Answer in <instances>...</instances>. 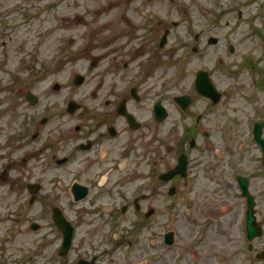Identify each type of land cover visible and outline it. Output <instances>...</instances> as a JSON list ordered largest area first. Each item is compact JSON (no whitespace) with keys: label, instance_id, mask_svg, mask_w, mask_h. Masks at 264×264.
<instances>
[{"label":"rangeland","instance_id":"rangeland-1","mask_svg":"<svg viewBox=\"0 0 264 264\" xmlns=\"http://www.w3.org/2000/svg\"><path fill=\"white\" fill-rule=\"evenodd\" d=\"M157 2L160 5L157 6ZM145 4L146 0H0V97L3 101L6 99L1 103L3 106L0 105V112L6 111L0 115V143L5 138L7 140L0 147V171L6 161L5 167L10 171L3 181L4 187L0 185V207L5 208L3 217H9L5 227L0 224L1 231L6 230L14 220L15 207L31 197L25 188L18 189L17 185H21L22 179L45 181L42 192L51 197V205L66 202L64 189L52 183L59 172L55 170V176V172H50L48 177L42 174L36 178L37 170L32 161H23V153L30 149H21L20 143L16 142L17 124L23 118H31L33 112L24 95L30 91L41 96L38 109L51 107L50 115L54 117L61 115L57 110L66 99L84 102L86 108L90 107L91 100L105 92L95 90L103 73L114 71L118 76L124 74L112 66L103 69L104 66L109 67L110 62L112 65L114 50L130 44L132 40L134 46L143 42L144 39L140 37L145 33L138 32L137 26L146 20ZM180 5L187 8V12L171 10L164 0H154L151 10L159 13L164 22L186 17L201 25L205 20H218L221 27L219 35L225 33L228 37L219 46L209 49L207 59L201 60L195 56L190 60L192 68L212 71L216 86L225 92L219 106L207 111V118L202 122V129L213 134L209 140L202 139L210 147L202 158L212 161L213 165L205 164L207 169L204 168L200 175H207V178L198 180L192 193L184 191L174 200L166 197L165 192L159 198L161 192L151 195L153 199L146 201V207L152 206L157 212L165 213L153 219V229L159 236L161 231H175V242L156 249L152 246L153 242L148 241L153 232L146 230V237L144 232L142 237L150 246L144 250L143 243L137 245L133 258L137 259L136 264L144 255L146 260L140 264H264V259L259 260L255 256L264 248V235L254 241V254L248 252L244 228L246 205L236 184L237 174L256 173L251 176L250 188L256 195L257 218L264 228L263 155L250 134L253 121H260L264 115V0H181ZM239 11H242V19L237 17ZM176 30L185 31L180 28ZM181 35L184 39L188 38L184 32ZM170 41L169 50H175L176 41ZM229 42L237 48L234 55L225 54ZM139 60L134 59L132 69L137 67ZM177 61V56L175 59L167 56L162 58L160 66L172 71L178 68ZM76 74L86 76L83 85L74 83ZM57 84L60 85L59 90L54 88ZM151 85L155 89L152 91L153 98L148 100L149 107L157 98L156 91L159 94L171 91L168 94V98H171L186 90V84H175L167 90H161L159 82L154 80H151ZM42 104L44 106L41 108ZM207 104V100L199 97L197 111L201 112ZM34 113L33 116L38 115L37 110ZM16 149L19 151L16 152ZM194 155L202 156L199 153ZM18 158H22V166ZM8 164L10 167H7ZM20 192L24 195L17 198ZM226 197L224 204L219 205L220 198ZM204 199L212 202L214 215H203L202 210L197 213ZM171 202H175L172 210L175 212L169 214V211L162 209ZM192 204L195 212L193 220L182 213L177 219L169 220L174 217L173 213L183 211ZM39 207L40 201L34 202L28 206L27 213L19 218L23 221L19 235H13L6 250L0 253V263L59 264L48 259L58 242L50 234L49 228L46 226L39 233L29 230L33 214ZM205 216L211 217V220H204ZM47 222L46 218L41 221L44 225ZM126 225L131 226V221L124 220L123 226ZM43 238L48 243L41 251L44 254L39 256L35 245ZM156 240L157 245H161L160 240ZM121 250L118 264H128L122 260ZM77 252L74 250L70 259Z\"/></svg>","mask_w":264,"mask_h":264},{"label":"flooded vegetation","instance_id":"flooded-vegetation-1","mask_svg":"<svg viewBox=\"0 0 264 264\" xmlns=\"http://www.w3.org/2000/svg\"><path fill=\"white\" fill-rule=\"evenodd\" d=\"M153 1L146 0L144 5L146 20L137 26L138 32L145 33L140 37L144 39L143 42L134 46L132 40L130 44L121 45L113 52L112 65L110 62L109 67H103L108 69L112 66L113 69L122 70L124 74L118 76L114 71L103 73L97 84L99 89L95 90L105 92L93 98L90 107L86 108L84 102L66 99L64 105L57 110L61 115L56 114L54 117L50 115L51 107H45L43 105L45 103L42 104L41 108L44 107L41 110L38 109L41 96L30 91L24 95L18 89L33 110L31 118H23L17 124L16 142L20 143L21 149L25 147L30 149L23 153V161L24 163L32 161L37 170L36 178L42 174L48 177L50 172L53 174L55 170L59 172L56 177H54L56 172L54 173L52 183L64 189L63 196L66 202L51 205V197L42 192L45 185L42 179L20 180L21 185H17L18 189L25 188L31 197L15 207L12 216L14 220L6 230H0V253L6 250L13 235L16 237L19 235L23 224L19 218L25 215L28 206L36 201H40V207L33 214L29 227L37 222L33 233H39L47 226L50 234L58 241L48 255L49 261L59 264H79L81 261L84 262L82 264H118L119 253L123 248L122 260L128 264H136L137 259L133 258L135 247L140 243H143L144 250L146 246H150L146 245V230L153 232L148 238V241L153 242V247L157 249L168 246L165 245L167 233L161 231L159 236L153 229L155 223L152 222L156 216L165 213L157 212L152 206L146 207V201H152L151 195H157L159 192L161 193L158 198L165 192L166 197L174 200L184 191L192 193L198 180L202 177L207 178V175H200V172L204 168L207 169L205 164L208 166L213 164L212 161H204L205 157L202 158L203 153L210 148L202 139L209 140L213 134L207 129H202V122L207 118L205 113L217 108L220 103L214 104L211 99L198 94L196 89L198 73H207L216 86L214 73L210 70L192 68L190 60L195 56L201 60L207 59L209 49L219 46L228 37L225 33L219 35L221 27L215 19L205 20L201 25L200 22L186 17L164 22L160 19L159 13L151 10ZM164 1H167L171 10L175 12H187V8L180 5L181 0ZM237 17L242 19V11L238 12ZM179 28L185 31H177ZM181 32L186 33L188 38L184 39ZM171 39L176 41L175 50H169ZM235 53L237 48L229 42L225 54ZM167 56L174 59L177 56L179 60L177 69L169 71L170 69L160 66L162 58ZM138 58L140 60L137 67L132 69L134 59ZM153 64L155 65L152 67ZM77 75L82 77L83 85L86 76L83 74L75 76ZM151 80L159 82L161 90L170 89L175 84H186V90L171 98H168L171 91L165 94L156 91L157 98L149 107L148 100L153 98L152 91L155 89V86L151 85ZM54 88L59 90L60 85L57 84ZM30 94L35 97L32 104ZM222 94L224 97L225 92ZM181 97H184L183 103H186V106L178 102V98ZM199 97L208 102L201 112L197 111ZM2 102H6V99L3 101L0 97L1 107ZM156 106L163 107L166 111L167 115L162 120L157 119ZM36 110L38 115L33 116ZM4 113L6 111H1L0 115ZM260 121H264V115ZM257 122L258 120L253 121L250 129L253 140ZM5 141L6 138L0 143V147ZM17 151L19 149H16ZM195 153L202 156L197 157ZM17 160L22 166V158ZM6 163L7 161L1 165L3 169L0 171V185L10 173L5 167ZM7 167H10V164ZM252 175L255 176L256 173L236 175L238 192L245 200V205L247 196L240 186L238 176L240 178L243 176L248 182V190L253 193L250 188ZM23 195L21 192L17 193V198H22ZM226 200L227 197L220 198L219 205L224 204ZM175 202L169 203L162 210L169 211V214L175 212L172 211ZM193 209L192 204L183 211L178 210L169 220L177 219L181 213L193 220L195 216ZM4 210L5 208L0 207V224H4L5 227V221L9 220V217H3ZM201 210L203 215L215 213L212 210V202L208 199L200 203L197 213ZM54 216L63 217L68 221V224L64 223L65 227L72 228L73 241L68 253H60L64 239L62 232L54 223ZM45 218L48 221L46 225L41 223ZM203 218L211 220L209 216ZM124 220H130L131 226H123ZM170 231L173 232L175 241V231ZM143 232L145 237H142ZM156 239L160 240L161 245H157ZM47 243L48 241L43 238L37 241L36 246L43 247L44 250ZM74 250L78 252L70 259ZM41 254L42 252L38 255ZM145 260L146 255L139 259L138 264Z\"/></svg>","mask_w":264,"mask_h":264},{"label":"water","instance_id":"water-1","mask_svg":"<svg viewBox=\"0 0 264 264\" xmlns=\"http://www.w3.org/2000/svg\"><path fill=\"white\" fill-rule=\"evenodd\" d=\"M82 82H83L82 77L78 76L76 79V83L79 85V84H82ZM196 89L199 95L211 99L215 104L218 103L221 99V93L218 92L211 78L205 72L198 73ZM29 99L31 101V104L34 103V100H35L34 96L32 97V95L30 94ZM183 101H184V97L178 98V102L185 105L186 103H183ZM155 111H156L158 120H162L167 115L163 107L156 106ZM263 126H264V123H257L255 125L254 133H255V140L260 144L263 150V154H264V138L262 137ZM240 185L242 187L244 194L248 196L249 198V203H248L249 210H248V215H247V231H248V239L253 240L257 237H261L263 235V230L261 226H258V224L256 223V219L254 217V203L255 202L253 198L250 196V193L248 191V182L244 178L243 179L241 178ZM31 186L33 187L35 185H31ZM58 220L60 222L57 221L58 222L57 225L60 226L63 231L65 227V224H64L65 222L63 221L65 220L62 217H59ZM172 237H173V233H171L170 239L168 241L166 240V243L171 244L173 242ZM258 258L260 259L264 258V251L258 256Z\"/></svg>","mask_w":264,"mask_h":264}]
</instances>
